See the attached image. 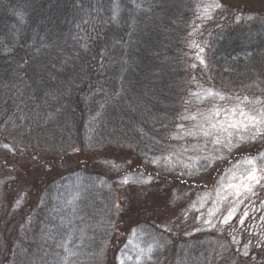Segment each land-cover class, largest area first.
Returning a JSON list of instances; mask_svg holds the SVG:
<instances>
[{
  "label": "trees",
  "instance_id": "1",
  "mask_svg": "<svg viewBox=\"0 0 264 264\" xmlns=\"http://www.w3.org/2000/svg\"><path fill=\"white\" fill-rule=\"evenodd\" d=\"M216 2L203 21L196 0H0V264H119L131 236L155 246L144 264H264L252 212L226 230L187 224L228 152L196 179L162 163L179 154L194 73L264 98V10ZM193 41L208 42L194 73Z\"/></svg>",
  "mask_w": 264,
  "mask_h": 264
},
{
  "label": "rangeland",
  "instance_id": "2",
  "mask_svg": "<svg viewBox=\"0 0 264 264\" xmlns=\"http://www.w3.org/2000/svg\"><path fill=\"white\" fill-rule=\"evenodd\" d=\"M196 1L199 3V18L203 21H209L216 16L217 8L210 9L207 16L203 14L204 6L213 3V0ZM216 1L217 0H215V2ZM226 2L233 4L237 3L239 7H242V5L248 7L250 5L252 10L255 9L256 11L258 9H260V11L264 10V0H225V3ZM207 45L208 42L206 43V41L202 42L200 46L197 41L191 42L189 60L192 68H194L193 73L197 70L196 66L198 63H201L200 66H206L208 62ZM201 48L202 50H200ZM194 75L196 77L194 78L192 91L189 94L191 103L187 109V115L184 118L185 124L181 126L179 135H176V146H178L176 151L179 154L176 157H167L162 163H164L163 165L166 172H170L172 164L177 163L179 165V170L185 172L189 178L196 179L199 177V174H196V166L200 160H204L205 162L211 160L214 162L217 156H224V152L230 154L229 157L226 156V160L227 157L228 159L231 157V159L226 166L224 165L226 162L225 159L224 163H221L223 170L218 174L212 189H208L209 191L204 192L199 200L194 201V204L197 205L194 207L192 205L191 211L189 208L183 213L188 214L190 211L187 224L191 225V231L193 232L194 230L209 232L214 227L226 230L233 227V224H236V227L242 226L240 219L242 217L244 219L245 215H240L252 212L253 216L257 217V223L259 222L264 225V190L260 192L257 191V189L264 188V179L261 180L260 184L253 186L255 195L240 188L242 195L237 197V189L229 187L230 184L239 186L241 177L246 176L251 170L252 166L245 163L246 159L256 158L261 153H264V139L257 138L255 141L247 140L245 142H239V133H237L235 129H229V131L233 132L232 142L237 145L236 147H232L231 150H229L223 147L222 143L217 144L215 142L217 137H219L221 141L226 138L227 133L221 131L223 127H226L225 122L238 118L231 116L226 110L238 108L243 109L245 112L251 111L255 114L256 111L264 109V98L261 97V93H255L256 90H243L239 96H227L220 90L206 85L202 86L200 80L201 76L196 75V73H194ZM209 89L214 93H220L224 99H220L218 96H206V90ZM213 125H215V127H213ZM205 133L208 134L205 135ZM2 148L3 150H7L6 147ZM0 150L2 149L0 148ZM2 152L3 151H0V158L6 159V156L3 155ZM256 166L258 169H264V160L257 159ZM155 167H158V164L155 165ZM172 170H174V168H172ZM32 172L36 174L35 171ZM257 175L264 176V172L258 171ZM33 176L34 175L31 174L28 180H32ZM130 176H128V178ZM135 176L136 175H132V177L129 178L132 180V188L139 192L144 191L145 183L143 184L141 179L138 180ZM232 210H234L232 217L227 223H224L225 218L228 217L229 212ZM155 212H158L159 215L168 214L165 211ZM169 216L168 220L177 218L173 213H170ZM252 226L255 231L257 225L254 226L252 224ZM154 248L155 246L153 245L149 248H144L135 241L133 236H131L125 247L122 248L123 251L119 255V264H121L122 261L123 264H144L152 255ZM149 249L151 250L149 251Z\"/></svg>",
  "mask_w": 264,
  "mask_h": 264
},
{
  "label": "snow or ice",
  "instance_id": "3",
  "mask_svg": "<svg viewBox=\"0 0 264 264\" xmlns=\"http://www.w3.org/2000/svg\"><path fill=\"white\" fill-rule=\"evenodd\" d=\"M221 5L216 3L213 0V3L204 6L203 14L207 16L209 14V10L212 8H219ZM206 96H218L220 99H224L220 93H214L211 89L206 90ZM233 117H238L237 119H233L225 122L226 127H223L221 131L226 132V138L221 141L219 137L216 139L217 144H223V147L231 150L232 147H236L237 145L232 142L233 132L229 131V129H235L237 133H239V142H245L247 140L255 141L257 138L264 139V109L256 111L253 114L251 111L245 112L243 109L232 108L231 110H226ZM215 127V125H213ZM208 133H205L207 135ZM4 147H8V145H4ZM257 159L264 160V153H261L256 158H248L245 163L251 165V170L247 173L246 176L241 177V183L239 186L230 184L229 187L236 188V195L239 197L242 195L240 188H243L245 191L255 195L253 191V186L256 184H260L261 180L264 179V176H258L257 172H264V169H258L256 166ZM209 164L212 163L211 160L208 161ZM127 183L125 179L123 181ZM19 203V202H18ZM234 210L229 212L228 217L225 218L224 223H227L228 220L232 217V213ZM210 223V221H209ZM240 223H244L243 217L240 219ZM151 249H149L150 251ZM244 255H247V251H245ZM123 264V261L121 262Z\"/></svg>",
  "mask_w": 264,
  "mask_h": 264
}]
</instances>
